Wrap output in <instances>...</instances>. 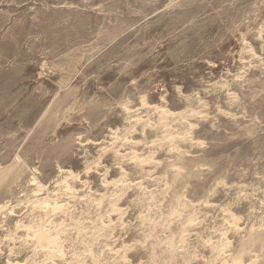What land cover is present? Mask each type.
Returning <instances> with one entry per match:
<instances>
[{
    "label": "rangeland",
    "instance_id": "1",
    "mask_svg": "<svg viewBox=\"0 0 264 264\" xmlns=\"http://www.w3.org/2000/svg\"><path fill=\"white\" fill-rule=\"evenodd\" d=\"M0 264H264V0H0Z\"/></svg>",
    "mask_w": 264,
    "mask_h": 264
}]
</instances>
